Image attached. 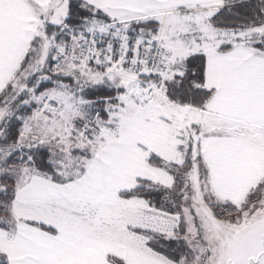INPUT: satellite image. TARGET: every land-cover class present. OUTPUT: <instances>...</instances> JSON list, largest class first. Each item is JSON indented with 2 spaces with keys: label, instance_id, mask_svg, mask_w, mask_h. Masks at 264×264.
I'll list each match as a JSON object with an SVG mask.
<instances>
[{
  "label": "snow or ice",
  "instance_id": "6c2138e0",
  "mask_svg": "<svg viewBox=\"0 0 264 264\" xmlns=\"http://www.w3.org/2000/svg\"><path fill=\"white\" fill-rule=\"evenodd\" d=\"M0 264H264V0H0Z\"/></svg>",
  "mask_w": 264,
  "mask_h": 264
}]
</instances>
